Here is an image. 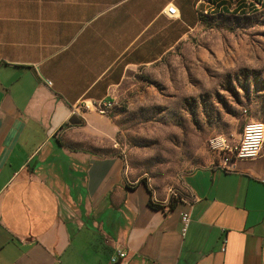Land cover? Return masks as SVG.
Wrapping results in <instances>:
<instances>
[{"label":"crops","instance_id":"crops-1","mask_svg":"<svg viewBox=\"0 0 264 264\" xmlns=\"http://www.w3.org/2000/svg\"><path fill=\"white\" fill-rule=\"evenodd\" d=\"M219 4L0 0V264H109L118 250L123 264H264V150L192 171L171 205L129 175L116 122L91 108Z\"/></svg>","mask_w":264,"mask_h":264},{"label":"rangeland","instance_id":"rangeland-1","mask_svg":"<svg viewBox=\"0 0 264 264\" xmlns=\"http://www.w3.org/2000/svg\"><path fill=\"white\" fill-rule=\"evenodd\" d=\"M212 14L184 26L189 33L157 63L129 67L118 90L91 107L112 103L104 114L118 127L113 152L171 205L187 197L188 174L218 167L246 125L264 124V10Z\"/></svg>","mask_w":264,"mask_h":264},{"label":"built area","instance_id":"built-area-1","mask_svg":"<svg viewBox=\"0 0 264 264\" xmlns=\"http://www.w3.org/2000/svg\"><path fill=\"white\" fill-rule=\"evenodd\" d=\"M204 2V1H202ZM219 10H205L204 12L198 11L202 14L211 13H237L238 15H250L254 12H259L264 9V0H232L231 4L227 6H220ZM177 9L174 6H168L166 15L169 17L175 16ZM48 85L52 83L48 81ZM112 106V103H103V109H99V112L104 113L108 108ZM102 108V107H101ZM105 108V109H104ZM224 145V144H223ZM226 149L224 146L221 148ZM264 150V124L259 122H251L245 126L243 133L241 134L240 142L235 148L229 149V154L223 159L219 168L225 170H231L234 168L235 163L239 160H253L261 156ZM188 211L182 214V226L183 234L187 231L191 222V209L193 204L189 205ZM127 257L126 252L118 250L110 259L109 264H117Z\"/></svg>","mask_w":264,"mask_h":264},{"label":"water","instance_id":"water-1","mask_svg":"<svg viewBox=\"0 0 264 264\" xmlns=\"http://www.w3.org/2000/svg\"><path fill=\"white\" fill-rule=\"evenodd\" d=\"M69 124L72 125V126H77V125L81 124V120H80V118L78 117L77 114H73L72 115V117L69 120ZM117 264H121V262H119Z\"/></svg>","mask_w":264,"mask_h":264},{"label":"trees","instance_id":"trees-1","mask_svg":"<svg viewBox=\"0 0 264 264\" xmlns=\"http://www.w3.org/2000/svg\"><path fill=\"white\" fill-rule=\"evenodd\" d=\"M222 6H225L226 8H227V6L225 5V4H223ZM264 10V9H263ZM200 14V16L201 17H203V16H209V15H214V14H202V13H199ZM198 14V15H199ZM217 14H222V15H238L236 12L235 13H228V12H226V13H217ZM201 19V18H200ZM142 183H145L146 185H148L146 182H144V181H141ZM152 206L153 207H156V208H159L160 206L159 205H155V204H152Z\"/></svg>","mask_w":264,"mask_h":264}]
</instances>
